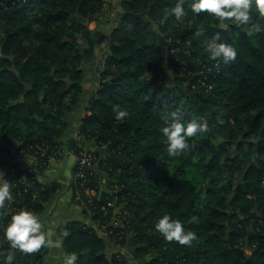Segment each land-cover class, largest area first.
<instances>
[{
    "label": "trees",
    "instance_id": "16d2710c",
    "mask_svg": "<svg viewBox=\"0 0 264 264\" xmlns=\"http://www.w3.org/2000/svg\"><path fill=\"white\" fill-rule=\"evenodd\" d=\"M176 2L121 0L122 16L88 100L90 114L79 127L84 139L108 150L103 170L118 190L101 194L88 216L112 231L116 243L131 233L133 256L150 258L145 264H264V236L241 225L257 215L252 208L264 209V24L258 38L239 36L233 26L222 29L213 14L207 22V12L185 11L186 18L169 16L161 23ZM190 3L184 0V8ZM102 8L101 0H0V162L15 172L4 176L13 208L36 214L47 192L11 162L9 147L43 151L47 158H59L67 146L77 152L75 139H61L65 115L83 94L82 55L68 39L72 32L87 38L84 55L91 56V32L79 19ZM201 27L206 31L197 35ZM217 33L236 49L235 60L209 58L204 42ZM117 106L128 112L123 120L115 119ZM174 119L185 125L206 121L208 130L189 137L190 147L170 157L161 130ZM89 184L98 190L99 175ZM114 196L118 208L104 214L101 207ZM16 209L1 215L0 264L12 251L3 229ZM164 214L196 234L191 245L168 241L155 229ZM113 216L121 224L110 225ZM60 236L65 253H78L76 264H127L108 256L93 226L73 221ZM244 238L250 255L236 246ZM45 248L28 254L17 249L13 263L41 264Z\"/></svg>",
    "mask_w": 264,
    "mask_h": 264
},
{
    "label": "clouds",
    "instance_id": "9594fccd",
    "mask_svg": "<svg viewBox=\"0 0 264 264\" xmlns=\"http://www.w3.org/2000/svg\"><path fill=\"white\" fill-rule=\"evenodd\" d=\"M255 7L261 17H264V0H191V11L200 14L207 12L215 15L217 18H231L237 24L246 25L252 20L251 10ZM186 15L184 0H177L173 7L168 8L161 18V23L169 16L180 19ZM259 24L255 25V31H261ZM206 31L201 27L197 35H203ZM205 51L210 59L222 60L224 63L235 60L237 56L236 49L224 42H220L219 33L211 39L204 42ZM128 116V112L117 106L115 119L123 120ZM175 117L176 114L172 113ZM207 122H190L187 125L179 120H173L162 128V133L166 137L167 153L170 157L180 156L190 147L189 137H194L198 133L207 132ZM11 183L4 178L0 172V207L5 205L6 201L11 200ZM42 223L38 216L27 209H20L9 219L3 229V237L7 240L12 251L8 252L3 264H12L15 258V250L23 253H33L42 247L51 246L52 241L47 238L42 230ZM155 229L162 234L168 241H176L181 245H191L196 239V234L192 231H185L179 220L173 219L170 215L164 214L155 223ZM67 235V233H65ZM62 241L57 242V246L62 245ZM78 259L77 252H66L63 256V264H76Z\"/></svg>",
    "mask_w": 264,
    "mask_h": 264
},
{
    "label": "rangeland",
    "instance_id": "374dc122",
    "mask_svg": "<svg viewBox=\"0 0 264 264\" xmlns=\"http://www.w3.org/2000/svg\"><path fill=\"white\" fill-rule=\"evenodd\" d=\"M101 1H102V7L103 8H102L100 13L95 14V15H91L87 19H79L83 24L85 23L87 25L88 30L91 32L90 37L92 38V41H93V46H92V50H91L93 52H92L91 56H85L84 55L85 49H87V47H88L87 38H84L81 34L75 33V32H72L73 33V39L72 38L68 39L66 37V39H68V40H71V41L74 40L77 42V50H79V52L82 55V60H81V63L79 65L82 69L81 83L83 85V94H81V99L84 98V96H85V98L89 100L92 92L96 89V87H95L92 92H91V90L86 91L85 82L87 84L96 83V85H97L98 74H99L100 70L103 68V63L105 60V54L108 51L109 35H110L111 31L118 26L120 19H121V16H122L121 0H118V2L111 1V0H101ZM190 10H191L190 8L189 9L185 8V11H190ZM103 13H106V14H104L105 16L102 19L103 21H101V20H99V16L101 15L100 17H103ZM251 15H252V20L246 25L237 24L233 19L229 20V19L221 18L220 27L222 29H229L230 27L233 26V27L238 28L240 30L237 33L239 36H241L244 33H247L248 35H252L254 37L259 38L257 31H255V25L256 24H259V25L264 24V17L260 16V14L255 9V7H253V9L251 10ZM186 16H187V14L182 18H186ZM212 16L213 15H211L210 17L207 18V22H209V23L212 22ZM175 21L177 22V20H175ZM76 23L77 22H75V24ZM71 26L72 25L65 26V28L69 29L71 31H74L75 25H73L72 27ZM87 105H88V103H87ZM87 108H88V106H86V108H85L86 111H85V114H83V117L85 115H87V113H86V112H88ZM80 125H81V122H80ZM67 129H68V123H67L66 131H67ZM82 137H84V136L82 135ZM72 139H75V138H72ZM220 139H221L220 137H217L218 141ZM63 141L65 142V140H63ZM67 141L68 140H66V142ZM90 142H93V141L91 140ZM67 147H65L63 149V151H65ZM75 147L77 149V152L74 151L75 149H73L72 151H74V153L76 154V158L79 156V152L82 150H89L95 154V157H96L95 175H99V173L101 175V176H99V186L100 187H98V190H95L94 188L90 187L89 186L90 184L88 183L89 188L92 189L93 193L95 194L92 198V200H93L92 203L89 206H85V207H82L79 205L81 207L82 211L85 214L89 215L88 213H90V211H91V209H90L91 206L95 203V201L97 199H99L100 195L105 194V193H108V194L114 193L116 190H118L117 189L118 184L114 181L115 180L114 178H109L107 175V172H105L103 170V167L105 165L104 163H106V164L108 163V159H106V157H108V150L105 147H99V146L95 145V148L87 149L85 147L84 143L80 142L78 140H76V146ZM116 151H117V149L112 150L113 153H115ZM25 155H28V153H24L23 151H20V153H18V156H21V157L25 156ZM29 155L34 156V161L31 162V164L27 168L22 169V170H28L31 172V171H33V170H31L32 166L35 163H38L40 161V157H36V154L35 155L29 154ZM0 159H4V156L0 155ZM10 159H11V162H13V163L16 162V159L14 157L13 158L11 157ZM50 159H52V157H48L47 160H45V163H47V164L44 166L43 169L40 168L38 170V172L33 176L34 178H36L37 175L48 166ZM0 163L5 164L4 162H0ZM41 165L43 166L42 163H41ZM74 166H75V163H74ZM6 167H7V169L4 172V176L9 174V176L13 177L15 175L14 169L11 167L9 168L8 165H6ZM37 167H39V164H37ZM73 169H74V167H73ZM24 176L25 175H23V177ZM237 176H239L238 172H236L233 175L234 178H236ZM36 180H37V178H36ZM20 181H25V179L24 180L21 179ZM71 187H72V189L75 187L73 180H72V186ZM226 189H227V187L224 188V190H226ZM107 197H109V196H107ZM35 198H36V194L32 195V199H35ZM14 199H16V198H14ZM12 201H13V198L9 202L6 201L5 205L3 207H1V208L5 209V212H3L2 214L0 213V219H1V215H2V217L4 215L5 216L10 215L12 210L16 209V208L11 207V205H9L10 202H12ZM5 206H7V207H5ZM116 208H118V206H117L116 202H114V203H112V205L109 208L108 207L105 208L104 214L106 212L112 213L113 210H115ZM20 209H24V207L17 208L16 212ZM252 210L257 211L256 212L257 215L255 217H253L252 219H249L248 221H246L244 224L242 223L241 225L245 226L246 232L249 233L250 235L255 234V233L256 234L260 233L261 236H264V209L261 210L259 208L258 209L252 208ZM123 212L125 214L126 210L124 209ZM89 218H90V216H89ZM108 220H109L108 222H110L109 223L110 225L117 226V225L121 224L120 223L121 219L118 216H113L111 218H108ZM238 224H240V223H238ZM89 226H93L97 230V233L100 230L101 232L105 233L106 236L108 235V236L112 237V234H113L112 231L107 230L105 228V225L99 226L98 221H96V222L92 221V225H89ZM126 236H128V238H129L131 236V233L127 234ZM246 242L247 241L244 238L243 240H240L239 244H237L236 246L239 247L240 249H242L245 254L250 255L252 251L249 248L248 243H246ZM115 244L119 245L120 243L115 242ZM127 252H128V250H127ZM133 252H134V246L129 248V252H128L127 257L122 256V254L119 256V253H117L116 251L113 253L107 252V254H108V256L115 254V255H117L116 256L117 259L125 258L127 260V264H129L131 261H132L131 262L132 264H145L144 260L148 262L150 259L148 257H146L144 259H135L134 256L132 255ZM19 262H21V261H19ZM43 262H44V254H43V257H42V260L40 263L44 264ZM14 263L12 262V264H14ZM31 264H32V262H31Z\"/></svg>",
    "mask_w": 264,
    "mask_h": 264
},
{
    "label": "crops",
    "instance_id": "0c3cea01",
    "mask_svg": "<svg viewBox=\"0 0 264 264\" xmlns=\"http://www.w3.org/2000/svg\"><path fill=\"white\" fill-rule=\"evenodd\" d=\"M111 1L118 2V0ZM104 14L106 13H103V17H100L101 15L99 16V20L103 21L102 19L105 16ZM85 84L86 91L91 90L92 92L96 87V83L87 84L85 82ZM84 98L80 100L76 107L66 113L65 120L68 123V129L62 135L61 139L66 142V140L75 138V140L83 142L87 149H92L95 148L93 142H90L91 140L84 139L82 135L79 134L78 130L81 118L83 117V114H85V108L88 103V99ZM86 113L87 115L90 114L89 112ZM9 149L11 150L13 157L16 159L17 166L20 169L27 168L31 162L34 161V156L29 154L22 157L18 156L17 148L14 145L9 147ZM75 161L76 154L72 151V149L67 147L59 158L50 159L48 166L36 177L41 188L47 192V200L44 202L42 210L35 215L39 217L43 226L42 230L46 233L47 238L52 241V245L46 246L45 248L44 264H63L65 249L63 244L57 246V242L62 241L60 232H62L68 223L76 221L86 225H92V221L89 216L85 214L81 207L73 200L74 188L72 189L71 186ZM6 169V165L0 163V172L4 174ZM99 176H101L100 173ZM98 234L106 243V253H113L116 251L119 255L122 254V256L127 257L129 248L133 247L132 236L129 238L127 236L126 242L123 245H116L114 238L108 235L106 236L105 233L100 230L98 231Z\"/></svg>",
    "mask_w": 264,
    "mask_h": 264
},
{
    "label": "built area",
    "instance_id": "2783aa9c",
    "mask_svg": "<svg viewBox=\"0 0 264 264\" xmlns=\"http://www.w3.org/2000/svg\"><path fill=\"white\" fill-rule=\"evenodd\" d=\"M40 155V156H39ZM36 157H40V161L38 163H35L31 170L32 175L34 176L38 170L41 168L43 169L44 166L47 164L45 163V160H47V157L45 156V152L41 151L38 154H36ZM96 157L95 154L89 150H82L79 152V156L76 158L74 171H73V181L75 184L74 191H73V199L76 204L85 207L89 206L92 203V198L95 195L93 193V190L89 188L88 183L90 182V179L94 177L95 175V162ZM43 164V166L41 165ZM37 164H39V167H37ZM22 180L25 179L26 181V175L20 178ZM21 181V182H25ZM34 195V194H33ZM117 196H114L112 199H108L106 204L103 205L101 208L103 211H105L106 207H110L112 203L116 202ZM104 207V208H103Z\"/></svg>",
    "mask_w": 264,
    "mask_h": 264
}]
</instances>
